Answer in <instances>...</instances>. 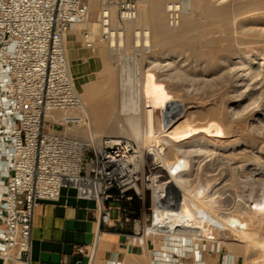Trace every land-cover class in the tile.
I'll return each instance as SVG.
<instances>
[{"label":"bare ground","instance_id":"6f19581e","mask_svg":"<svg viewBox=\"0 0 264 264\" xmlns=\"http://www.w3.org/2000/svg\"><path fill=\"white\" fill-rule=\"evenodd\" d=\"M140 1L143 3L136 5L133 19L107 42L111 55L114 47L138 48L139 54L117 50V76L112 77V68L105 64V77L99 84L95 81L83 87L81 98L83 111L87 114L86 110H90L98 126L106 119L123 116L126 133L145 145L147 161L166 176L161 189V174L158 171L152 175L154 207L162 209L155 224L163 235V244L154 252L151 264H174L173 257L177 264H187L188 258L193 259V264H214L213 257L205 258L201 250L203 241L209 249L219 239L216 232L205 228L209 224L215 225L216 231L229 228L235 232L234 251L248 253L246 264H264V172H254L253 184H245L249 209L239 213L237 227L218 218L208 203L192 198L189 189L191 172L200 169L204 158L219 155L232 165L241 153L244 157L233 167L247 169L253 160L245 154L255 160L264 157V0ZM174 13L179 19L170 25L169 16ZM83 24H91L90 30H96L92 29L95 23L88 19L77 23L65 34L64 46L67 34L77 33ZM102 50L98 46L94 53L104 63ZM150 77L153 83L146 84ZM99 91L103 93L100 97ZM150 92L163 99L164 108L159 113L161 131L155 129L156 105L150 102ZM173 93L187 100H177ZM187 117L191 120L187 121ZM186 121L188 128L178 132ZM134 147L144 167L142 156ZM240 147L239 154L231 156L236 158L225 155L227 148ZM202 171L205 176L211 172L209 167ZM177 238L179 244L172 245ZM220 245L221 242L219 252ZM142 249L145 255L150 254L147 244L143 243ZM195 255L200 259L196 260Z\"/></svg>","mask_w":264,"mask_h":264},{"label":"built area","instance_id":"2783aa9c","mask_svg":"<svg viewBox=\"0 0 264 264\" xmlns=\"http://www.w3.org/2000/svg\"><path fill=\"white\" fill-rule=\"evenodd\" d=\"M88 7L87 0H0V264L30 261L34 209L57 201L62 190L94 201L106 225L109 202L143 200L145 187L149 213L132 218L127 241L149 246L162 234L155 224L162 209L154 207V184L134 144L93 132L72 81L64 36L87 19ZM135 12L133 0H100L98 32H82L84 47L109 42ZM178 19L171 14L170 25Z\"/></svg>","mask_w":264,"mask_h":264},{"label":"rangeland","instance_id":"374dc122","mask_svg":"<svg viewBox=\"0 0 264 264\" xmlns=\"http://www.w3.org/2000/svg\"><path fill=\"white\" fill-rule=\"evenodd\" d=\"M99 1L100 0H89V3H88V5H89V7H88V17H87V19H88V21L90 23L91 22L95 23V21H96V16H97L98 8H99ZM133 1H135L137 6H140V4L143 3L140 0H138V1L137 0H133ZM112 9H113L112 12H111V14H112V23L114 22V24H116L117 23V10H116L115 6ZM81 23H83V22H81ZM90 25L91 24H89L88 26L85 25V24L81 25L82 26L81 27V31H80L81 39H82V32L84 30H89L94 35L97 34L98 30H97L96 24H94L92 26V29L93 28L96 29L95 31L94 30L93 31L90 30L91 29ZM123 28H125V25L123 26ZM95 32H96V34H95ZM98 46L102 47V49H103L102 51L104 52V56L105 57H104V63L100 62V64H101L100 65V69L97 72H94V73L90 74L89 76H86V77H84L82 79L80 77L75 76L72 73H70L71 77H72V81L74 83V87L77 90L80 98H81V95L83 93V87H85L87 85H91V84L96 83V82L99 84V81H101L103 79V77H105V73H106V66H104L105 64H107V67H110V69L112 68V70H111L112 73L110 72L111 76L112 77H116L117 76L116 73L118 72V70H116V69L119 68V63H120V61L117 60L119 51L121 53H124V54H131V53L132 54H136V55L139 54V51L137 50L138 48H136V49H131V48L130 49H125L124 47H120V50H119V48H117V47H114V48L112 47L114 49V51L111 52L112 53V55H111L110 54V49H108L107 41H97L95 43L93 49H97ZM117 50H118V52H117ZM106 58H107V60H106ZM108 64H110V65H108ZM99 73H100V75H99ZM98 76H99V78H98ZM150 78H149L150 80L147 79V81H145L146 84L153 83L152 77H150ZM145 88H146V90H148L147 89V85H145ZM100 94H103V93H101V91H99L98 97L101 96ZM151 94H153V93H151ZM151 94H150V97H151L150 98V102L152 104H154V106L156 105L155 106L156 107L155 113L153 115L155 129H156V131H161L162 130V122H161V118H160L161 114H159V113H160V109L162 110V108H164L163 99L159 98V97H156L154 94L151 96ZM178 94L177 93H173L172 95L173 96L174 95L178 96ZM177 96H174L177 100H180V99H181V101L187 100L181 94L178 96L179 98ZM81 100H82V98H81ZM83 102H84V100H83ZM86 111H87L86 115L88 117V120H89V123L91 125V128H92L93 132L96 135H107V136H111V137L123 136V137L131 140L134 143V145L137 147V151L140 154V156H142V159H143L144 164H145V166H144L145 174L149 173L150 178H151V180L153 182L152 175L156 174L159 171V174H161L160 175L161 177L158 176L159 177V181H158L159 184L158 185H160L161 189L163 187H165L166 176L162 175L163 174L162 170H158L157 171V169L155 168V165L153 166L147 161V150H146L145 145L142 144V142H140L139 140H134L133 138H131L129 136V134H127L128 133V128L126 126V122H125V119H124L123 116H120L119 117L120 119H116V120L114 118H112L110 120L106 119L105 121H107V122L103 123L102 126H98L96 124V121L94 120V116L92 115L90 110H89V112H88V110H86ZM196 116H197L196 114L193 115V117H196ZM47 120H50V118H48ZM186 120L190 121L191 119L189 117H187ZM187 121L181 125L182 127H180L178 129V132H184V130L188 128L189 123ZM113 124H114V126H113ZM104 125H105V128H104ZM111 125L113 126L112 129L110 128ZM106 128H108V129H106ZM54 129L55 130H60V127L59 126H54ZM103 130H105V131H103ZM140 143L142 144V146H144L143 148H141L142 146L140 145ZM146 145H147V143H146ZM241 148L242 147L237 148L236 150L227 148V153L225 155H228L229 158L231 156H235L234 154L235 153L237 154V151L239 149H241ZM246 155H247L248 158L250 157V159L253 160L252 161L253 164H251L247 169H245L244 167L234 168L236 165H239V163H240L239 160H241L244 157V155H241V153L238 156H236V157H239V160L236 161L232 165H230L229 164L230 161L228 162L225 158L223 160V158L220 157L219 155H216V156L213 155L210 158H208V157L204 158L205 160L200 164V169L198 168L197 170L192 171L191 172L192 176L190 177V179L192 180V181H190V186L191 187L189 186L191 197L194 198L195 200L201 201L203 203H205V202L208 203V204H206V203L205 204L207 206H209L215 212V214H216V216L218 218L229 220L230 221V225L231 226L235 225L236 227L239 226V225H237L238 224L237 223L238 222L237 221V219H238L237 216L239 215V213H241V214L245 213L246 210L249 209V196H248L247 191H245L246 187L249 184H253V181H254L253 180V178H254L253 174H254V172H264V157L258 158V159L255 160L254 159L255 157L254 158L251 157L252 155L245 154V156ZM236 157H231V158H236ZM247 157H245V158H247ZM144 159H146V160H144ZM145 162H148V163H145ZM231 162H233V160H231ZM152 167H154L155 170H154V168L152 169ZM206 167H209V169L211 170V172L209 173L210 175H208V176H205L204 172L202 171ZM218 177H219V179H218ZM231 178H232V180H231ZM239 181H240V183H239ZM235 182L236 183L238 182L237 185H236ZM229 183H231V184L229 185ZM247 183H248V185H247ZM143 184H144V186H147L148 182H144ZM254 185H255V182H254ZM233 186H234V188H233ZM149 187H150L151 191H153V188L151 186H149ZM230 187H232V188H230ZM205 188H206V190H205ZM236 189H237V191H236ZM239 189L241 191H239ZM191 197L188 198V199L190 201V208H193V203L191 202V199H192ZM150 200H151V192H150V190H148L147 188L144 187L143 200H136L137 201V206H138V211H139V214H141V215L135 216V217H142V219H143L144 216L148 215L149 211L147 210V207L150 204ZM205 228L212 229L213 232H216V234H217L216 237L219 238L218 242L215 245L213 243H211L209 249L207 248L209 250L208 253L206 252L207 249L205 247V241H203L201 250L203 251V254L205 255V258H207L208 256H212L213 258L211 259V261H213L214 264H234V262H235V264H241V263L242 264L243 263L246 264L245 261L249 258L248 257V253L243 252V251H239V252L238 251H234V244L237 243V241H236L237 236H236L235 232H233L229 228L228 229H221V230L218 229L216 231L215 230L216 229L215 225H213V224H209ZM217 232H219V233H217ZM162 238H163V235H160L159 239H158L159 241L156 244L147 246V250H148V252H150V254H148V255H145L144 254L145 250L143 251L142 247H140L139 254L132 256L130 258V260H129L130 262L128 264H151V260L154 259V252L157 251L159 249V246L163 244V239ZM176 240L177 241L171 242V244L172 245L179 244L178 241H180V239L177 238ZM220 242H221V245H220L221 252L218 251V247H219V243ZM182 243H184V240L182 241ZM187 243L191 244L190 241H187ZM228 243H229L230 247H227V246H229ZM231 244H232V248L233 249L231 248ZM196 247L197 246L195 244L194 248L196 249ZM169 254L171 255L172 253H169ZM234 257H235V260H234ZM237 257H238V259H237ZM173 259L175 260L174 264H177L176 263L177 259L174 258V257H173ZM195 259L196 260L200 259L199 255H198L197 258H196V255H195ZM225 259H226V261H225ZM241 259L244 260V261L242 262ZM229 260H231V261H229ZM186 261H187V264H193V259L192 258H191V260L188 258V259H186ZM156 264H160V263L157 261Z\"/></svg>","mask_w":264,"mask_h":264},{"label":"crops","instance_id":"0c3cea01","mask_svg":"<svg viewBox=\"0 0 264 264\" xmlns=\"http://www.w3.org/2000/svg\"><path fill=\"white\" fill-rule=\"evenodd\" d=\"M80 31L67 34L65 52L70 73L82 79L97 72L101 64L95 49L84 47ZM109 206L110 222L105 225L99 220L96 203L78 199L72 189L62 190L55 202L38 203L27 264H128L140 252V247L127 241L132 218L141 215L137 201L109 202ZM120 207L125 209L124 214Z\"/></svg>","mask_w":264,"mask_h":264}]
</instances>
